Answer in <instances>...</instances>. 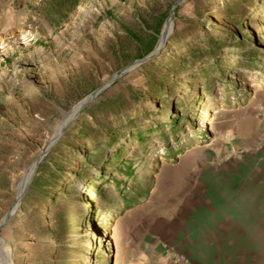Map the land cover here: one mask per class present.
Listing matches in <instances>:
<instances>
[{"label":"rangeland","instance_id":"1","mask_svg":"<svg viewBox=\"0 0 264 264\" xmlns=\"http://www.w3.org/2000/svg\"><path fill=\"white\" fill-rule=\"evenodd\" d=\"M235 1L76 0L73 13L66 16L62 9L52 15L55 26L45 29L46 46L10 74L12 96L5 91L0 102V223L16 207L17 181L40 160L18 208L0 228L10 264H115L117 256L118 264H126L129 238L150 240L151 233L164 230L168 219L189 212L200 174L195 170L217 159L221 164L241 159L251 141L256 148L263 147L264 66L240 69L230 66L232 58H225L221 64L226 80L217 79L211 94L205 92L206 83L196 85L194 92L176 88L179 95L171 96L170 103L161 102L146 86L151 73L166 75L171 63L185 61L176 50L189 40L197 45L208 36H227L264 52V0L247 4L242 11L236 4L237 10L228 15ZM176 3L167 43L154 58L133 68L158 52ZM244 37L254 45L242 43ZM187 73L184 76L192 75ZM216 73L214 79L220 67ZM181 78L180 73L171 76ZM104 87L54 142L64 117ZM186 94H192L189 103L181 105L176 99ZM135 97L141 102L132 101V110L156 113L162 104L168 105L184 118L186 127L170 136L169 143L152 139L144 151L125 140L123 158L132 162V173L112 176L109 169L102 172L107 162H97L104 146L92 150L77 133L82 126H96V115L104 106ZM11 98L14 101L8 104ZM86 162L93 165L91 177L87 172L78 178L87 171ZM96 180L104 185L101 197L89 187ZM148 245L140 247L145 250Z\"/></svg>","mask_w":264,"mask_h":264},{"label":"crops","instance_id":"2","mask_svg":"<svg viewBox=\"0 0 264 264\" xmlns=\"http://www.w3.org/2000/svg\"><path fill=\"white\" fill-rule=\"evenodd\" d=\"M48 3L0 0V43L7 44L0 66V102L3 92L12 96L10 74L47 44L45 29L55 26L46 15ZM26 28L36 29L37 44H21ZM255 146L251 141L241 159L225 164L217 159L195 170L200 174L189 212L168 219L150 240L129 238L126 264H264V145ZM145 242L149 245L144 250L140 245Z\"/></svg>","mask_w":264,"mask_h":264},{"label":"trees","instance_id":"3","mask_svg":"<svg viewBox=\"0 0 264 264\" xmlns=\"http://www.w3.org/2000/svg\"><path fill=\"white\" fill-rule=\"evenodd\" d=\"M256 2L257 0H237L233 5L228 7L227 14H234L235 10H237L234 9L236 4H239V10L242 11L245 9V5L250 4L254 6ZM76 4V0H49L48 6L46 7V15L51 19L53 18V14L63 9L65 12L67 11V16L73 13ZM262 9L264 8L262 7ZM253 13L254 11H251L250 15ZM163 20L164 18L162 21L158 22V28L161 27ZM246 38L247 37H244L242 39V43L252 44ZM195 42V40H192V42L189 40L183 45L184 47L176 50L185 61L178 60L176 63H171L169 65L170 69L167 67V69L164 70L166 75L151 73L147 77L146 86L157 98H161V102L165 100V103L167 101L170 103V101H172L171 96H178L179 94L175 91L176 88H187L194 92L195 86H199V83H202V86L206 83L205 92L211 94L217 79L220 81L226 80V74L224 72L227 70H224L221 64L225 61V58H232L234 60V65H232V63L230 66H236V68L240 69L246 68L253 70L257 66H264V52L262 50L254 51L249 48L251 46H245L236 40L228 39L227 36H225V38L222 36L218 38L216 36H208L204 39L202 44L198 43L195 45ZM151 66L153 65H146L147 68ZM219 67L220 74L214 79L213 76L217 74L216 72ZM187 72H191L192 75L184 76L185 74H189ZM178 73L182 75L181 80L171 79V76ZM200 80L201 82H199ZM203 89L204 87H202V90ZM191 96L192 94H186V96L180 95L176 100L181 105L188 104V99ZM132 101L135 102V104L141 102L139 97H135V99H130V101L123 100V102L120 101L104 106L101 110L102 112L100 111V113L96 115L98 124L94 127L82 126L77 133L79 140L81 139L82 142H89L92 144V150H98L101 146H104L102 155L98 157L97 162L101 165L107 162L102 172L106 173V170L109 169L112 176L119 174L128 177L132 173V162L126 161L123 158L126 152V145H123L125 140L129 139L130 141L136 142V144L141 145L144 151L152 139L159 140L162 143H169V137H175L184 126V118L176 114L168 105L162 107L163 104L161 103V111L155 113L150 109H146V111H143L142 108L132 110ZM194 104L195 103L192 102L190 106ZM190 106L183 110H189ZM129 109L130 113H127ZM118 148L120 149L118 150ZM59 162L61 161L55 160L56 164ZM85 165L88 167L87 171H84V173L80 172L78 178L84 177L87 172L86 175L89 178L91 177L90 174L93 165L91 162H86ZM101 177L106 178L105 174ZM99 180L92 181L89 187L92 190L97 189L95 194L101 197L104 191V185H98ZM109 182V180L105 181L104 184H108ZM55 187L57 188V186ZM120 187L121 184L118 182L116 184V190H118V192L121 191ZM61 192L62 190L58 191L55 198H57Z\"/></svg>","mask_w":264,"mask_h":264},{"label":"bare ground","instance_id":"4","mask_svg":"<svg viewBox=\"0 0 264 264\" xmlns=\"http://www.w3.org/2000/svg\"><path fill=\"white\" fill-rule=\"evenodd\" d=\"M180 1H184V0H180ZM173 16V15H172ZM171 16V17H172ZM173 19L172 18H169L168 19V22L166 23L165 27H164V30H163V33L161 35V38H160V41H159V44H158V48L156 51L160 50L161 48H163V46L167 43V40L168 38L170 37V35L172 34L173 32V29H174V23H173ZM252 89H256L252 86ZM97 94V93H96ZM93 95V96H90V97H87L85 98L82 102H80L77 106H75L72 111L67 114L64 119L62 120V122L59 124V126L57 127V130H56V134H55V137L53 139L54 142H56V140L59 138L60 134L63 132V130L78 116V114L81 113V111L90 103L89 101L94 97L96 96ZM217 115V114H216ZM53 142V143H54ZM40 162L37 161L35 162L25 173V175H23L16 183V191H17V204H16V207L13 209V211L10 213V215H12L16 208H18V205L20 204V201L23 197V195L25 194L29 184H30V181L37 169V166H38V163ZM10 215L8 217H6L4 219V221H2L0 223V226L1 225H4L6 220H8L10 218ZM5 222V223H4ZM4 223V224H3ZM3 242H2V239L0 238V264H10V254L9 252H7L5 249H3V246H2ZM118 259H119V256L116 257V262L115 264H118Z\"/></svg>","mask_w":264,"mask_h":264},{"label":"built area","instance_id":"5","mask_svg":"<svg viewBox=\"0 0 264 264\" xmlns=\"http://www.w3.org/2000/svg\"><path fill=\"white\" fill-rule=\"evenodd\" d=\"M35 37V33L29 29L23 36L20 37V42L22 45H29L37 41ZM6 50L7 44L0 43V66L6 61Z\"/></svg>","mask_w":264,"mask_h":264},{"label":"water","instance_id":"6","mask_svg":"<svg viewBox=\"0 0 264 264\" xmlns=\"http://www.w3.org/2000/svg\"><path fill=\"white\" fill-rule=\"evenodd\" d=\"M177 4H178V3H176V4L172 7V10H171V13L169 14L168 19L171 18L172 15H174V12H175V9H176V7H177ZM159 52H160V51H158L157 53H153V54H151L149 57H147V58H145V59H143V60H139V61L136 62L132 67L135 68V67H137V66H139V65H141V64H143V63H146L147 61L151 60V59L154 58L156 55H158ZM105 88H106V87H104V88H102V89H99V90L93 92L91 95H89L88 97L93 96V95H95V94L97 93L96 96H94L89 102L91 103L93 100H95V99H96V98H97V97H98V96L104 91ZM90 103H89V104H90ZM89 104H88V105H89ZM88 105H87V106H88ZM87 106H86V107H87ZM86 107H85V108H86ZM85 108H84V109H85ZM84 109H83V110H84ZM83 110H82V111H83ZM82 111H81V112H82ZM2 226H3V225H1L0 228H1Z\"/></svg>","mask_w":264,"mask_h":264}]
</instances>
